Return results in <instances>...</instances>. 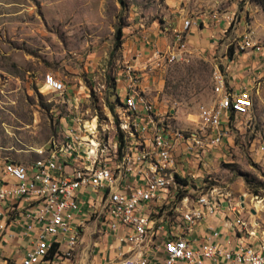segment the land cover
Here are the masks:
<instances>
[{
  "label": "built area",
  "instance_id": "obj_1",
  "mask_svg": "<svg viewBox=\"0 0 264 264\" xmlns=\"http://www.w3.org/2000/svg\"><path fill=\"white\" fill-rule=\"evenodd\" d=\"M198 23L187 18L179 30L166 27L172 40L154 50L155 58L183 61ZM237 49L264 54V42L246 32ZM42 82L67 98L65 82L53 73ZM213 88L216 102L202 109L198 126L175 129L171 113L158 108L127 66L118 110L107 109L102 121L69 110L75 126L38 148L34 161L0 152V251L11 244L0 264H82L102 243L99 264H264V230L251 224L241 202L225 206L229 194L183 174L178 157L193 160L226 145L228 126L254 109L252 87L236 88L218 63ZM220 214L234 240L215 242L224 233L214 228L204 242L195 237L201 222Z\"/></svg>",
  "mask_w": 264,
  "mask_h": 264
},
{
  "label": "rangeland",
  "instance_id": "obj_2",
  "mask_svg": "<svg viewBox=\"0 0 264 264\" xmlns=\"http://www.w3.org/2000/svg\"><path fill=\"white\" fill-rule=\"evenodd\" d=\"M170 2L0 0V152L32 162L39 157L38 148L65 131L61 120L69 100L42 85L46 73L60 75L67 93L78 99L72 117L90 120L98 115L102 121L110 105L118 110L126 68L133 66L148 97L171 113L172 126L195 129L202 109L216 102L215 65L228 69L235 53L231 48L246 32L264 42V0H182L180 9L192 2L210 4L209 11L230 14L233 23L216 42L191 36L185 59L176 63L160 61L150 52L170 43L166 27H178L192 14L172 13ZM120 28L122 43L117 48ZM237 31L244 33L239 37ZM141 48L149 49L147 54L140 55ZM250 87L255 94L251 114L228 126L226 145L191 156L195 158L189 174L200 172L195 183L208 182V187L229 194L225 206L241 202L251 224L264 230V80ZM105 247L102 243L101 249ZM97 249L94 255L100 259L102 250Z\"/></svg>",
  "mask_w": 264,
  "mask_h": 264
},
{
  "label": "crops",
  "instance_id": "obj_3",
  "mask_svg": "<svg viewBox=\"0 0 264 264\" xmlns=\"http://www.w3.org/2000/svg\"><path fill=\"white\" fill-rule=\"evenodd\" d=\"M181 3H182V0H171L170 5L172 7L171 8L172 13L176 11H179L181 13L183 12L189 13V11L192 10V14L186 18H192L193 20L199 22L198 23L199 25L191 30L188 36V41L190 40L191 36L193 37L203 36L210 42H213V39H215L214 41L216 42L217 40H219L220 38L219 36H221L220 35L221 33L225 35V33L228 30L227 21L231 18L230 14L220 15L217 12L216 8H211V10L209 11L208 7H211L210 4H208V7H207L206 4H202L199 2H192L188 5L186 4L187 8L180 9ZM179 20L180 19H177V21ZM169 28L173 31L179 30L182 28V24H180L178 27H173V28L169 27ZM243 33L244 32L237 31L235 35H238L240 37ZM171 40H172V37H171ZM234 40L236 41V38H234ZM238 44L239 43L236 44L237 47H238ZM229 45H232V44H229ZM237 47H235V49L231 48V51L235 52L233 55L234 58L232 59L230 58L228 60L229 61L228 77L230 79V82L236 88H238V87L250 86L254 84L258 78H260L261 80H264V54L254 52V51H250L249 53L247 52L239 53ZM150 48L151 47H149V49ZM149 49L146 48L143 50V48H141V50L139 51V54L143 56L147 54V51ZM154 50L151 51L150 49V52L154 53ZM58 78L61 79V76L58 75ZM66 95H67L66 99L69 100V102L67 103L68 106L66 109L68 111L70 110L71 113L73 114L74 113L73 110L77 108L78 99L74 95L72 97H70L68 93H66ZM63 101L65 102V100ZM71 116H69V114L67 113V116H65V118H62L61 128H64L65 130H67L69 126H71L70 124L73 123L72 119L70 118ZM178 157L183 162V166H184L182 167L183 174H186L187 176H189L190 175L189 169H193L192 168L193 164L191 162L192 159L189 157L186 158L180 155H178ZM195 171L197 170L195 169ZM201 175L202 174L198 172L195 177L199 178L201 177ZM211 228L220 230L221 232L224 233V235L221 238L217 239L215 242L220 241L224 243L226 242L227 238H232L234 240L231 230H229L226 226V221L224 219L223 214L216 215L214 217L209 218L208 220L201 222V224H199V226L196 229L195 237H198L201 242H204L206 238L212 233ZM84 241H85L84 246L86 247L87 250H89V248H91L92 246L91 244L94 243L91 236L86 235V238L84 237ZM10 245L11 244L9 243L7 245H3V248H2L3 250H1L0 252H3L4 249H5V252L6 250L10 251ZM99 245L102 246V244H99ZM82 264H99V258L91 257L89 254H87L85 256V260L82 261Z\"/></svg>",
  "mask_w": 264,
  "mask_h": 264
},
{
  "label": "trees",
  "instance_id": "obj_4",
  "mask_svg": "<svg viewBox=\"0 0 264 264\" xmlns=\"http://www.w3.org/2000/svg\"><path fill=\"white\" fill-rule=\"evenodd\" d=\"M121 37H122V29L120 28L118 30V35H117V42H116V47H120L122 41H121ZM111 109L114 110V106L113 105H110Z\"/></svg>",
  "mask_w": 264,
  "mask_h": 264
},
{
  "label": "bare ground",
  "instance_id": "obj_5",
  "mask_svg": "<svg viewBox=\"0 0 264 264\" xmlns=\"http://www.w3.org/2000/svg\"><path fill=\"white\" fill-rule=\"evenodd\" d=\"M244 207V206H243Z\"/></svg>",
  "mask_w": 264,
  "mask_h": 264
}]
</instances>
